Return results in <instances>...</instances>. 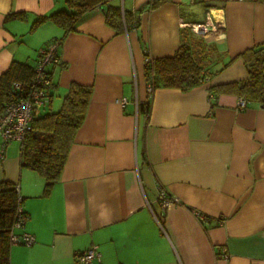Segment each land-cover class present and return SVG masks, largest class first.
<instances>
[{"label": "crops", "instance_id": "obj_1", "mask_svg": "<svg viewBox=\"0 0 264 264\" xmlns=\"http://www.w3.org/2000/svg\"><path fill=\"white\" fill-rule=\"evenodd\" d=\"M150 1L108 0L137 18L121 32L104 7L86 11L59 46L64 66L48 65L56 86L37 112L59 109L72 81L92 92L47 193L44 178L21 166L20 143L6 146L0 181L18 186L27 217L17 232L35 238L11 245L10 264H75V252L90 247L100 252L92 264H264V106L239 108L238 95L208 89L247 76L237 55L264 44V0ZM61 8L64 0H0V74L12 60L36 62L38 49L61 37L50 21L29 31L38 15ZM20 11L24 19L6 18ZM208 12L214 37L187 28L230 63L188 89L157 86L149 96L145 56L173 55L180 20L204 21ZM146 100L145 114L138 104ZM160 187L180 203L162 210ZM222 245L227 257L216 256Z\"/></svg>", "mask_w": 264, "mask_h": 264}, {"label": "trees", "instance_id": "obj_2", "mask_svg": "<svg viewBox=\"0 0 264 264\" xmlns=\"http://www.w3.org/2000/svg\"><path fill=\"white\" fill-rule=\"evenodd\" d=\"M162 1L151 0L150 7H155ZM64 3L65 8L38 15L31 22L29 31H34L42 23L50 21L63 31L60 38L51 39L59 40L61 44L66 35L75 29L82 15L95 6L104 7L105 20L116 32L130 29L137 23L134 14L122 5L111 4L108 0H64ZM25 15L22 11L10 12L6 18L24 19ZM181 34L180 45L173 55L150 58L144 64L146 80L152 83L153 88L175 86L188 89L209 79L213 73L230 63L231 60L224 61L222 51L214 42L194 35L187 27ZM237 57L242 58L247 76L225 84L209 85V91L214 92V95L218 92L234 93L245 100V106L248 103L264 106V44L247 48ZM36 62L12 60L0 74V111L7 101L17 97L13 87L15 82L21 83L23 87L30 82L35 73ZM219 63V68L213 70L214 65ZM52 65L64 66V62L59 60ZM47 73L50 77L46 88L49 99V89L56 84L52 81L51 69L47 68ZM91 92V86L72 81L59 109H48L45 112L36 110L31 128L20 142L21 166L35 170L44 178V193H47L60 177L74 134L84 119ZM138 108L145 114L148 113L150 101L139 103ZM19 197L21 198L15 183L7 179L0 181V264H10L12 244L9 237L17 218V207L21 205ZM23 212L26 213L24 210Z\"/></svg>", "mask_w": 264, "mask_h": 264}, {"label": "built area", "instance_id": "obj_3", "mask_svg": "<svg viewBox=\"0 0 264 264\" xmlns=\"http://www.w3.org/2000/svg\"><path fill=\"white\" fill-rule=\"evenodd\" d=\"M181 27H189L193 33L203 35L207 38L214 37L218 22L215 21L210 12L207 13L204 21L187 22L180 20ZM59 40H49L47 44L40 47L37 51V62L35 73L32 79L25 87L19 82H15L13 87L17 92V97L5 103L0 111V159L3 158L7 144L16 140L19 143L23 140L25 133L30 130L34 113L37 109L43 106L48 101L47 86L50 83V77L47 73L48 65L56 63L60 60L59 57ZM150 60L149 56H145V63ZM206 79L205 81H207ZM153 85L151 82L146 84V92L148 95L153 93ZM120 103L124 104L126 99L120 98ZM245 106V100L241 97L238 99V107ZM18 189V186H17ZM19 190V189H18ZM21 204V198H18ZM158 204L163 210L170 204L180 203L176 196L169 194L165 188L160 187L157 198ZM194 215L201 221H208L209 216L198 209H192ZM26 213L23 212L21 205L17 207V218L15 219L10 232L11 244L30 245L35 241L32 234L22 231L17 232V229L22 228ZM222 217L217 218V224H222ZM216 256L227 257L228 252L226 246H221L216 251ZM100 259V252L95 247L76 251L74 254L75 264H92V262Z\"/></svg>", "mask_w": 264, "mask_h": 264}, {"label": "rangeland", "instance_id": "obj_4", "mask_svg": "<svg viewBox=\"0 0 264 264\" xmlns=\"http://www.w3.org/2000/svg\"><path fill=\"white\" fill-rule=\"evenodd\" d=\"M45 112V111H44Z\"/></svg>", "mask_w": 264, "mask_h": 264}]
</instances>
